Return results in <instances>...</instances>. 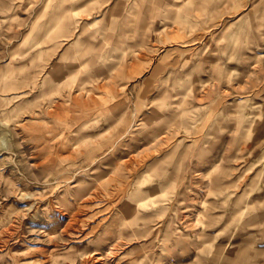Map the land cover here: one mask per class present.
<instances>
[{
    "label": "rangeland",
    "instance_id": "obj_1",
    "mask_svg": "<svg viewBox=\"0 0 264 264\" xmlns=\"http://www.w3.org/2000/svg\"><path fill=\"white\" fill-rule=\"evenodd\" d=\"M0 264H264V0H0Z\"/></svg>",
    "mask_w": 264,
    "mask_h": 264
}]
</instances>
